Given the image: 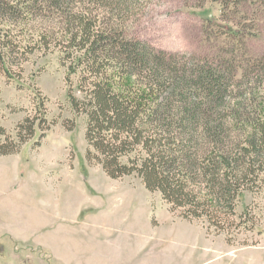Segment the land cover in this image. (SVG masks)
<instances>
[{
	"label": "rangeland",
	"instance_id": "rangeland-1",
	"mask_svg": "<svg viewBox=\"0 0 264 264\" xmlns=\"http://www.w3.org/2000/svg\"><path fill=\"white\" fill-rule=\"evenodd\" d=\"M11 1L21 11L0 20V126L17 139L30 117L36 130L19 152L0 157V264H264V187L238 203L231 245L207 221L173 212L137 176L112 179L88 162L87 118L68 96L72 89L81 97L79 76L67 82L58 47L69 26L60 12ZM223 1L141 0L127 37L228 72L234 66L256 117L264 107V0ZM88 8L95 16L98 8ZM247 208L254 231L238 226Z\"/></svg>",
	"mask_w": 264,
	"mask_h": 264
},
{
	"label": "trees",
	"instance_id": "trees-1",
	"mask_svg": "<svg viewBox=\"0 0 264 264\" xmlns=\"http://www.w3.org/2000/svg\"><path fill=\"white\" fill-rule=\"evenodd\" d=\"M18 2L32 13L60 12L69 26L58 47L67 82L79 76L81 97L72 89L68 96L74 112L87 118L88 162L112 179L137 176L173 212L190 222L207 221L232 245L238 203L264 187V107L252 117L250 95L236 89L238 70L127 37V20L141 0ZM15 4L0 0V20L18 16ZM91 5L98 8L95 16ZM1 47L5 54L0 41ZM35 120L18 126L17 139L0 126V157L19 152L35 135ZM250 215L247 208L239 216L247 222L238 226L254 231Z\"/></svg>",
	"mask_w": 264,
	"mask_h": 264
}]
</instances>
